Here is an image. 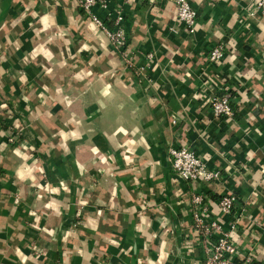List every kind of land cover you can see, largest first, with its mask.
Wrapping results in <instances>:
<instances>
[{
  "label": "crops",
  "instance_id": "crops-1",
  "mask_svg": "<svg viewBox=\"0 0 264 264\" xmlns=\"http://www.w3.org/2000/svg\"><path fill=\"white\" fill-rule=\"evenodd\" d=\"M190 1L194 35L172 33V4L126 5L131 68L72 0H0V264H193L177 147L221 173L213 201L262 190L240 246L264 264V18L251 0ZM223 81L235 116L217 120Z\"/></svg>",
  "mask_w": 264,
  "mask_h": 264
},
{
  "label": "built area",
  "instance_id": "built-area-1",
  "mask_svg": "<svg viewBox=\"0 0 264 264\" xmlns=\"http://www.w3.org/2000/svg\"><path fill=\"white\" fill-rule=\"evenodd\" d=\"M143 1H147L151 6L172 4L176 12L172 33L178 34L181 31L186 35L196 33L199 14L190 0ZM72 2L75 10L108 38L112 49L118 52L125 63L132 68V59L127 54L129 44L125 26V7L131 0H119L120 5L113 9L110 7V0H72ZM96 9L102 10L105 16L97 15ZM245 12L249 17L264 18V0H251ZM229 49L228 42L218 44L210 53L208 62L212 65L223 63ZM147 60L151 63L153 55L150 54ZM209 76L202 75L203 92L210 89L212 82L216 84ZM215 88L223 93L212 94L208 99L212 118L217 120L234 118L233 95L230 88L224 81L222 86L217 85ZM171 125H178L175 117L171 118ZM9 135V141L13 143L16 136L11 128ZM169 159L176 180L184 182L188 187L186 192L183 190L182 195L183 201L187 204L182 214L189 218L187 222L189 231L183 247L187 250L193 246L200 251V258L193 264H255L254 254L251 251L249 253L241 250V223L251 216L252 196H258L262 190L256 187L246 196L229 192L219 200L213 201L204 188L222 180L219 171L211 170L207 162L201 160L191 148H171Z\"/></svg>",
  "mask_w": 264,
  "mask_h": 264
},
{
  "label": "trees",
  "instance_id": "trees-1",
  "mask_svg": "<svg viewBox=\"0 0 264 264\" xmlns=\"http://www.w3.org/2000/svg\"><path fill=\"white\" fill-rule=\"evenodd\" d=\"M49 2H55L56 4L60 3L61 0H47Z\"/></svg>",
  "mask_w": 264,
  "mask_h": 264
}]
</instances>
